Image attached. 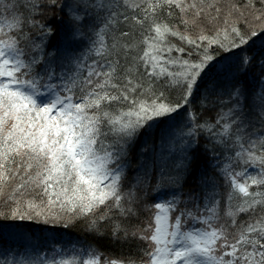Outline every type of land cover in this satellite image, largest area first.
<instances>
[{"label": "snow or ice", "instance_id": "obj_1", "mask_svg": "<svg viewBox=\"0 0 264 264\" xmlns=\"http://www.w3.org/2000/svg\"><path fill=\"white\" fill-rule=\"evenodd\" d=\"M165 126L179 162L131 175ZM0 200L37 243L5 264H264V0H0ZM79 222L109 247L67 256Z\"/></svg>", "mask_w": 264, "mask_h": 264}, {"label": "trees", "instance_id": "obj_2", "mask_svg": "<svg viewBox=\"0 0 264 264\" xmlns=\"http://www.w3.org/2000/svg\"><path fill=\"white\" fill-rule=\"evenodd\" d=\"M211 2V0H208ZM221 5H227L232 3L233 0H217ZM242 2V0H241ZM173 43L181 44L177 38H172ZM261 41H256L255 50H259ZM186 46V45H185ZM86 51V49H85ZM217 58V63L215 65V70L208 73L205 76L204 82L201 84V92L203 93L207 90L208 93H212L215 90H219L222 83L225 82L226 77L224 75H217V72L221 68L227 67L231 62L235 60V57L230 53L225 52L223 49H217L212 53ZM174 55H181L180 53H174ZM186 56V53L183 54ZM246 82L248 83L251 90L259 92V69L254 68L250 70L246 76ZM215 100V96L212 97ZM214 115V113H211ZM205 116L209 113H204ZM180 117H177V122L180 121ZM176 135L179 138L180 132L177 128L168 129L167 126L160 132L156 133L150 138H138L132 145L129 151V163L131 165L129 172L131 175H136V173L143 172L145 168L152 171L153 168L160 169L165 168L171 170L175 163L179 162L181 156L180 142L179 139L174 144L172 148L168 145L163 147L168 135ZM173 151L174 153L166 154V152ZM209 157V165L213 164ZM211 170V168H210ZM0 211H8L5 207L3 200H0ZM8 223H11L9 221ZM26 224H32V229L36 230L43 225H36L33 222H24ZM63 233V240L61 243L67 249V256L74 254L73 247L78 250L81 247H88L89 245L95 247L100 244L102 247H109L106 240H99L88 232L87 226L84 222H79L75 227L68 230H60ZM37 248V243L35 239L29 240L26 238H21L19 236H14L10 234H4L0 236V264H5L6 261H26L33 259L35 256V249Z\"/></svg>", "mask_w": 264, "mask_h": 264}, {"label": "rangeland", "instance_id": "obj_3", "mask_svg": "<svg viewBox=\"0 0 264 264\" xmlns=\"http://www.w3.org/2000/svg\"><path fill=\"white\" fill-rule=\"evenodd\" d=\"M167 137H168V138H167V140L165 141V144H164L163 147H165V146L168 145L169 148H172V147L174 146V144L177 142V140L179 139L178 136H176V135H174V134H172L171 136L168 135ZM171 153H174V152H173V151H169V152L167 151V152H166V154H171ZM16 262H19V261H16Z\"/></svg>", "mask_w": 264, "mask_h": 264}]
</instances>
